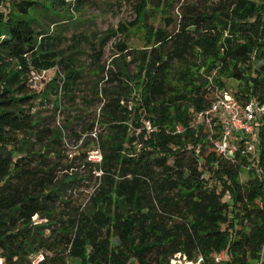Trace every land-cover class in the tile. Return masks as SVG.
<instances>
[{
	"label": "trees",
	"instance_id": "1",
	"mask_svg": "<svg viewBox=\"0 0 264 264\" xmlns=\"http://www.w3.org/2000/svg\"><path fill=\"white\" fill-rule=\"evenodd\" d=\"M78 1L0 0V264H264V117L255 157L241 134L231 159L205 115L229 80L264 103V0H139L128 25L68 36Z\"/></svg>",
	"mask_w": 264,
	"mask_h": 264
},
{
	"label": "rangeland",
	"instance_id": "2",
	"mask_svg": "<svg viewBox=\"0 0 264 264\" xmlns=\"http://www.w3.org/2000/svg\"><path fill=\"white\" fill-rule=\"evenodd\" d=\"M139 0H79L78 3H82L83 9L81 13H76L74 16H78L79 23L74 24V26H68V30L65 32L66 35L70 36L71 34H78L79 32H93V31H103L109 27L116 28L119 23H125L129 24L130 22H133L135 18V12L133 9V6L136 2ZM155 2L162 3L163 0H154ZM184 0H175V7L173 10L170 11L172 14H177V7L179 4H181ZM174 2V1H173ZM156 20L155 24H158L159 22V13H156ZM122 36H117L115 38H112L104 47L103 55L101 57V63L104 62L105 64H108L112 57L114 56V53L116 52V46L115 42H117L119 39H121ZM124 40L129 44L130 47H136V48H142V39L140 37L139 32H134L129 35H126L124 37ZM83 52L81 53V60L85 63L89 62L90 59V52L91 50L87 48V45L83 46L81 45ZM56 72V69H49L46 70L41 78L37 81H32L33 88L36 91L42 90L45 85L51 80V78L54 76ZM228 83L231 85V90H229V93L233 95L232 90H235L236 82H232L231 80L228 81ZM234 96V95H233ZM97 102V101H96ZM94 105H90L88 107V111L85 113L86 119H90L93 116V113L96 109H98L99 104L98 102ZM64 102H62L63 104ZM65 104V103H64ZM63 106L67 108V105ZM52 105H45L40 109V115L48 117V120L51 122L50 124H60L61 119L63 116L62 112H59L55 117L52 115ZM68 111H64V113H67ZM200 118V117H199ZM207 124V123H206ZM208 125V124H207ZM85 137L83 135L81 139L76 140L75 138H66V154L68 156H72L75 153H78L81 150H85V148H82V140ZM86 149H89L87 147ZM98 154L97 152L92 149L88 153V159H95L97 158ZM75 170L73 168L69 169ZM247 176L246 170L241 173L240 178L243 180ZM174 260H170V264H186L183 260V257H173Z\"/></svg>",
	"mask_w": 264,
	"mask_h": 264
},
{
	"label": "built area",
	"instance_id": "3",
	"mask_svg": "<svg viewBox=\"0 0 264 264\" xmlns=\"http://www.w3.org/2000/svg\"><path fill=\"white\" fill-rule=\"evenodd\" d=\"M45 71L32 72L31 80L33 82L39 80ZM213 113L219 114L222 118V133L215 141V148L218 152L232 159L234 154L240 150L238 136L242 134L246 137V141L244 148L240 150L241 153L249 154L252 158L255 157L258 141L256 134L257 118L264 117V103H259L253 99L241 103L229 91H224L217 96L211 108L205 112L206 118L208 119ZM175 257H183L186 264H199L202 260L201 257H198L196 261H186L185 257L179 253ZM171 260L173 261L174 258Z\"/></svg>",
	"mask_w": 264,
	"mask_h": 264
}]
</instances>
